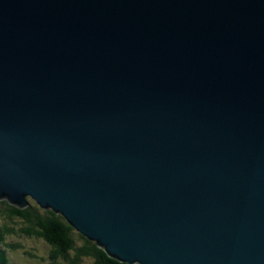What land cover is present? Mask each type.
Returning a JSON list of instances; mask_svg holds the SVG:
<instances>
[{"label":"water","instance_id":"1","mask_svg":"<svg viewBox=\"0 0 264 264\" xmlns=\"http://www.w3.org/2000/svg\"><path fill=\"white\" fill-rule=\"evenodd\" d=\"M124 264H264V0H0V200Z\"/></svg>","mask_w":264,"mask_h":264},{"label":"trees","instance_id":"2","mask_svg":"<svg viewBox=\"0 0 264 264\" xmlns=\"http://www.w3.org/2000/svg\"><path fill=\"white\" fill-rule=\"evenodd\" d=\"M24 238L41 240L50 246L51 264H124L110 258L53 210L42 209L31 199L25 209L0 200V264H13L11 256L18 250L30 255L21 243Z\"/></svg>","mask_w":264,"mask_h":264},{"label":"rangeland","instance_id":"3","mask_svg":"<svg viewBox=\"0 0 264 264\" xmlns=\"http://www.w3.org/2000/svg\"><path fill=\"white\" fill-rule=\"evenodd\" d=\"M21 243L24 245V251L27 250L30 255L27 257L23 250H18V252L13 253L11 256L13 264H51V260L49 259L50 246L46 245L43 241L24 238L21 240ZM41 258H45L46 261L43 262Z\"/></svg>","mask_w":264,"mask_h":264}]
</instances>
